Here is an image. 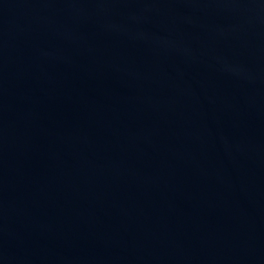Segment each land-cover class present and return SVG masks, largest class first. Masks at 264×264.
I'll list each match as a JSON object with an SVG mask.
<instances>
[{
  "label": "water",
  "instance_id": "1",
  "mask_svg": "<svg viewBox=\"0 0 264 264\" xmlns=\"http://www.w3.org/2000/svg\"><path fill=\"white\" fill-rule=\"evenodd\" d=\"M0 264H264V0H0Z\"/></svg>",
  "mask_w": 264,
  "mask_h": 264
}]
</instances>
